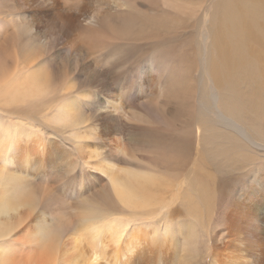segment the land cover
I'll use <instances>...</instances> for the list:
<instances>
[{"label":"bare ground","instance_id":"6f19581e","mask_svg":"<svg viewBox=\"0 0 264 264\" xmlns=\"http://www.w3.org/2000/svg\"><path fill=\"white\" fill-rule=\"evenodd\" d=\"M232 1L197 32L183 0H0V264H264V0ZM127 66L98 100L73 78ZM130 95L134 135L90 150L86 102L107 126Z\"/></svg>","mask_w":264,"mask_h":264},{"label":"rangeland","instance_id":"374dc122","mask_svg":"<svg viewBox=\"0 0 264 264\" xmlns=\"http://www.w3.org/2000/svg\"><path fill=\"white\" fill-rule=\"evenodd\" d=\"M183 1H185V4L188 5L189 9L197 12V27H196L197 32H199L200 29H201V31L204 29L205 22L207 20H210L211 22H213V32H214L215 25L219 19V14L224 19L223 23H226L227 21L232 22L234 20H239V18L230 19V18L224 16L228 11L234 10L236 8V4L232 0H230L227 3L224 11L220 10V7L219 8L213 7V6H215V4L220 2V0H183ZM225 2H226V0L221 5H223ZM240 22H241V20H240ZM228 36H230V34ZM233 42H234V40L231 39L230 43L232 44ZM199 52L201 53V48L198 51V53ZM52 60L57 64L61 60V58H59V57L52 58ZM79 65L87 67L83 61H80ZM124 69H126V71H127L126 75L124 74V75L115 76L117 78L114 77V75H116V74L113 71L109 72L107 69H105V70L102 69V73H99V74L81 73V72L77 71L73 74V78H74V81H75L77 87H79L82 90L89 92L96 100H98L101 97V95L105 94L110 89H115L118 94H121L124 91V89L122 88L123 86H125V85H123L124 80L125 81L129 80L130 78L135 76L134 75L135 66H132V67L127 66ZM127 76H129V77H127ZM245 77L249 80V85L248 86H242L244 93L248 92L249 90H253V84H252L251 79H250V70H249V74L246 75ZM68 79H69V75L62 81V84H67ZM198 84L201 88V96L203 93L202 98H205L207 96V81H206L204 74L198 75ZM134 97L135 96L130 95V96H127L125 98V100L122 104L123 116L120 118V120H118L116 122L115 121H109L110 123L107 126L105 124L106 121L99 120V115L103 111L99 110L98 103H91L89 101L86 102L87 106H86L85 112L87 114L88 120H87L85 125L86 126L95 125L96 128H98V130L96 129V133L99 134L100 139H101V140H97V141H92V140L89 141V145L91 146L90 150H95V151L100 152V153L110 152L113 147L118 146L121 143H124L131 135H134V132L132 130V125L136 122L130 121L129 119H127V117H129L130 113H135L136 111H138V114L142 113L141 107H139L137 105V102L135 101ZM106 110L111 112L113 116H121L120 112H118V111L114 112V111H112V109H106ZM115 123H117V124H115ZM112 126L114 129V132L110 133L108 131ZM130 131L133 133H131ZM69 134H70V132L65 133L64 138L66 139V142L71 146V142H69V140L67 139V136ZM113 155H114V161H113L114 165L109 166L108 170L103 168V166L101 165V161L98 158H94L93 160L90 161V164L85 167L86 169H80V167L79 168L77 167L78 170L76 169V171H74L73 175H75L77 181L82 180L81 176L83 178L86 175H89V178L95 179L91 174L97 175L99 177L98 179H96V180H98L96 182L98 185L99 183H101L100 179L106 180L109 173H110V177H111V174H112L111 167L114 169H118V167H123V168L128 167L129 170L133 169L134 162L131 160H128V163H124V160H123L124 155L121 151L117 150V152L113 153ZM71 159L74 160L73 158H71ZM78 163H79V161H78ZM98 165L101 168H99ZM86 171L88 173H86ZM180 173H182V171L177 172V175H179ZM76 174L78 176H76ZM115 175L116 174H114L113 176H115ZM27 181H31V180L28 179ZM102 183H104V182H102ZM42 184H45L46 187H48L49 189H52V187L49 183V180L44 181ZM85 184H88V182H85ZM46 187H44V186L41 187L43 192H47ZM59 198H60V201L62 202V204L65 206L64 208H66L64 210L66 213L63 215L71 218L72 215L76 211V204L74 205L73 200L67 195L59 194ZM124 210L126 211V209H124ZM56 215H58V214H56ZM13 263L16 264L18 262H13ZM121 264H126V262L121 261ZM128 264H131V262H129Z\"/></svg>","mask_w":264,"mask_h":264}]
</instances>
